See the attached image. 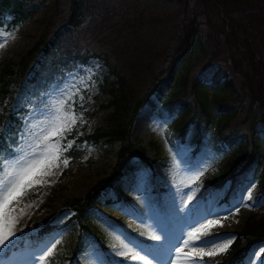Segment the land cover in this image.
I'll use <instances>...</instances> for the list:
<instances>
[{
	"label": "rangeland",
	"instance_id": "1",
	"mask_svg": "<svg viewBox=\"0 0 264 264\" xmlns=\"http://www.w3.org/2000/svg\"><path fill=\"white\" fill-rule=\"evenodd\" d=\"M116 1L123 8L146 7L162 13L172 12L178 7L177 3L168 4L161 0ZM200 1L193 2L201 21L200 32L190 50L179 62L177 81L172 85V90L183 88L182 101L190 106L191 114L195 113V117L200 114L201 120H204L205 116L200 113V106L191 86V78L200 70L208 56L207 32L209 31L210 35L220 36L216 25L222 22L220 19L224 16L221 11L216 12L208 1L202 0L199 4ZM57 18L54 0H47L32 17L16 24L11 23V15H6L3 24L0 25V42L5 39L7 41L5 46L0 48V64L10 62L16 67L22 55L44 34L45 28L48 27L50 31L53 29ZM88 18H84L82 24H85ZM84 26L80 27L77 33L82 43L89 39ZM162 36L163 34L159 37L152 36V40L150 38L148 43H153L151 46L154 47ZM152 49L149 48L150 51ZM107 74L108 68L104 62L92 57L86 63L77 62L70 67L62 68L49 79L44 88L33 87L29 80H25L19 87L10 108L20 115L21 125L17 129L12 150L2 159H10L18 144L28 147L38 142L42 130L50 127L49 121L56 114V108L59 107L56 101L65 98V94L71 95L67 104L71 106L77 123L72 132L66 134V139L61 141V144H66L68 140H72L74 144L72 148L62 153L58 166L45 169L51 174L36 176V179L43 180V184L30 189L19 203L12 205L16 209L12 214L18 219L14 228L16 235L7 247L0 249V264H39L38 257L57 240L60 243L56 245L53 256L49 261H45V264H100L101 261L103 264H109L110 259H113L107 255L110 245L119 246L120 243L116 236L111 234L109 226L126 231L130 237H138L145 245L152 244L154 241L146 234L139 236V233L144 231V225L150 223L145 219L148 214L147 205L160 210L171 206L174 198L175 205L179 207L181 199L187 201L188 195H193L191 188L198 189L194 199L188 202V207L196 205L198 208L196 217L198 223H191L189 226L179 220H172L169 223V230L174 240L181 235V232L186 239L188 231L199 227L209 219L220 221V224L211 229L213 233L230 234L226 238L235 236L236 239V231L243 226L249 215L264 214V194L258 199L253 197L256 178H248L238 183L232 195H227L226 198L231 181L226 180L221 186H217L212 180L213 175L216 180L219 179L218 172L225 166L234 148L233 145L223 143L220 128L226 114H229L232 108L238 107L239 98L228 96L226 102L231 107L224 108L220 102L213 99V89L217 85L205 83L208 86L206 91L209 95L206 101L211 117L208 127L201 128L202 138L199 148L195 147L194 129L190 128L185 136L177 133L173 127L175 114L162 116L160 114L164 106L162 99L151 94L131 122L130 137L147 147V154L151 159L153 158V163L150 167H140L123 175L115 186L100 197L99 205L89 209L88 226L82 228L69 202L82 197L91 185L110 171L118 148L117 142L81 140L84 135L106 122L111 109L106 107L110 96L103 92L105 85L103 80ZM184 74L187 75L185 86L179 81L180 76ZM114 79L112 76L107 77L108 83ZM10 84L13 88L15 81H11ZM218 87L215 90L221 93L222 89ZM8 101L7 97L0 98V112ZM253 110L256 111V108L253 107ZM252 115L245 106H242L230 117L226 130L233 131L237 142L245 139L247 146H251V142L255 140L264 154V131L261 130V126L257 125L259 128L253 130L248 125ZM55 140L56 138H53V143ZM54 153L55 149H52V154ZM64 159L69 161L67 166L63 163ZM44 164V161L37 163L36 169L44 168ZM204 169L207 170L203 171ZM201 171L203 175L200 179L189 184V179ZM244 185H247L244 187V196H247L248 190L252 189L251 200L236 199ZM245 203L248 204L247 207L244 206ZM200 216L204 218L200 219ZM45 224L56 227L33 243L29 234ZM106 228L108 231H105ZM245 242L247 240H243L242 244ZM182 243L183 239L175 246L179 247ZM261 249H264V240L248 245L240 259L226 263L223 259L235 257L236 250H233L232 244L226 253L215 257H204V260L207 264H249V261H252V264H264V253L259 257L255 255L260 253ZM184 250L191 251V248L186 247ZM114 259L123 260L119 257ZM125 264H142V262L126 261ZM153 264L156 262L154 261Z\"/></svg>",
	"mask_w": 264,
	"mask_h": 264
},
{
	"label": "trees",
	"instance_id": "2",
	"mask_svg": "<svg viewBox=\"0 0 264 264\" xmlns=\"http://www.w3.org/2000/svg\"><path fill=\"white\" fill-rule=\"evenodd\" d=\"M46 1L0 0V25L6 15H11L13 24L29 19ZM161 1L177 3L178 7L172 12L162 13L146 7L123 8L116 0H54L58 18L53 29L45 28L44 34L22 55L16 67L10 62L0 64V98L9 99L0 112V159L12 150L11 145L21 125L20 115L14 113L10 105L25 80L41 89L55 73L77 62L86 63L96 57L107 66L103 92L110 96L106 107L111 109L105 124L81 140L117 142L118 148L110 171L91 185L82 197L69 202L82 228L88 226L89 209L98 205L100 197L123 175L153 163L147 147L130 137L131 122L151 94L162 99V116L175 114L173 127L176 132L185 136L193 128L196 132L195 147L200 145L201 128L208 127L211 117L205 83H214L216 88L220 86L218 89L223 93L213 89V99L224 108L230 106L226 102L228 96L239 98L238 107L232 108L221 122L223 143L234 148L219 172V179L214 176L213 182L221 186L226 180L231 181L226 198L232 195L238 183L256 178L253 197L258 199L264 194V154L259 143L253 140L251 146H247L245 139L237 142L233 131L226 130L230 117L245 106L253 114L248 125L253 130L259 128L257 125L261 126L264 131V0H204L224 16L216 25L220 36L207 32L208 56L191 78L204 120L200 114L198 117L191 114L190 106L182 101L183 88L172 90L177 81L179 62L200 32L201 21L193 4L198 0ZM86 17H89L87 22L82 24ZM83 25L89 39L82 43L77 33ZM162 34L156 46L148 43L152 36ZM150 47L153 48L151 51ZM108 76L115 79L108 83ZM186 80V74L179 78L184 86ZM11 81H15L13 88ZM54 227L45 224L29 234L31 241L35 243ZM243 240L247 242L242 244ZM260 240H264V214H251L237 231L233 262L243 256L248 245Z\"/></svg>",
	"mask_w": 264,
	"mask_h": 264
},
{
	"label": "snow or ice",
	"instance_id": "3",
	"mask_svg": "<svg viewBox=\"0 0 264 264\" xmlns=\"http://www.w3.org/2000/svg\"><path fill=\"white\" fill-rule=\"evenodd\" d=\"M6 39L0 42V48L5 46ZM87 87V85H85ZM71 99V95L65 94V98L58 99L56 104V114L49 121L50 127L42 130L35 145L22 147L19 144L13 150L10 159H0V249L7 247L15 237V224L18 219L14 213V203H19L27 192L36 187L38 184H43V180L36 179V176L51 174L45 169L57 167L60 157L63 152L68 151L73 147L74 141L68 140L66 144H61V141L66 139V134L72 132L73 127L77 123L75 114L71 111V106L67 104V100ZM68 110H65V109ZM53 138H56L53 143ZM31 149L30 151L28 149ZM52 149L55 153L52 154ZM44 161V168L36 169L37 163ZM65 166L69 163L68 159H64ZM204 169L203 171H206ZM203 171L189 179V184H192L200 179ZM244 185L238 192L236 199L251 200L252 189L248 190V195L244 196ZM254 187V186H253ZM198 189L191 188L193 195H188L187 201L181 199V206L177 207L174 202L171 206L157 210L151 205H147L148 214L145 219L150 223L144 225V231L139 233V236L145 234L154 243L145 245L138 237H130L126 231H121L115 227H111V234H114L120 241L119 246L116 244L110 245V251L107 255L110 258L109 264H125L126 261L142 262V264H207L204 257H215L226 253L235 241V236L230 239L226 238L230 234L213 233L211 229L220 224V221L209 219L206 223L200 224L199 227L192 228L187 232V238H183V233L175 240L170 233L169 223L172 220H179L186 225L198 223V208L196 205L188 207V202L194 199L195 192ZM245 207L248 204H244ZM6 210V211H5ZM238 211V209H237ZM203 219V216L199 217ZM223 225H221L222 227ZM105 231H108L106 228ZM183 243L176 247V244ZM218 240H224L223 243H218ZM59 240L48 247L42 255L38 257L39 264H45L54 254L56 245ZM208 245H212L208 247ZM186 247L191 248V251H185ZM174 249V255H173ZM264 253L261 249L260 253H255L260 256ZM119 257L123 260H115ZM100 264H103L101 261ZM252 264V261H249Z\"/></svg>",
	"mask_w": 264,
	"mask_h": 264
}]
</instances>
